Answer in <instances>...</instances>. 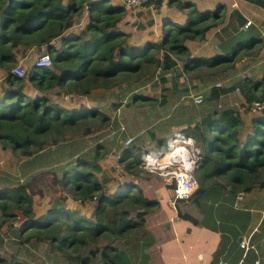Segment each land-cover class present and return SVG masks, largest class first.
I'll return each instance as SVG.
<instances>
[{
	"label": "trees",
	"instance_id": "16d2710c",
	"mask_svg": "<svg viewBox=\"0 0 264 264\" xmlns=\"http://www.w3.org/2000/svg\"><path fill=\"white\" fill-rule=\"evenodd\" d=\"M187 6L186 24H170L164 28L162 41L136 46L130 43L131 34L118 28L125 7L109 0H0V68L6 82L0 94V143L18 163L50 143L110 128L108 113L98 108H72L60 101L67 94L86 97L98 89L140 82L160 68L174 67L178 63L175 56L186 61L187 71L215 74L233 67L243 54H254L248 47L244 51L239 47L228 56L193 63L187 42L205 40L207 29L221 20L209 10ZM187 6L181 4L183 9ZM86 15L88 22L79 31L71 30ZM28 50L29 55L34 50L35 56L48 53L52 65L37 66V56L24 76L17 75L14 69ZM263 83L264 78L257 82L246 78L240 87L252 95V102L264 98L255 97L256 87ZM165 95L137 94L133 104L162 105ZM257 119L254 134L248 138L240 136L242 119L226 118L223 113L189 127L200 147L213 137L197 175L206 182L225 175L237 191L256 184L264 187V116ZM145 151L133 148L124 157L128 169L132 166L131 171L150 177L154 173L140 167ZM106 155L103 145H98L95 158L78 159L60 179L63 189L82 206H89L91 213L57 202L39 215L38 200L27 185L0 187V264H45L47 260L49 264H130L147 237L146 215L156 210V201L145 195L138 176H131L124 189L110 193L106 186L110 177L98 179ZM6 236L12 238L11 250L5 248Z\"/></svg>",
	"mask_w": 264,
	"mask_h": 264
},
{
	"label": "crops",
	"instance_id": "0c3cea01",
	"mask_svg": "<svg viewBox=\"0 0 264 264\" xmlns=\"http://www.w3.org/2000/svg\"><path fill=\"white\" fill-rule=\"evenodd\" d=\"M109 2L125 7L126 15L118 23V28L131 34L130 43L133 45L162 41L165 27L187 23V4H191L205 12L209 10L210 15L217 14L216 17L221 20L219 24L207 29L205 40L187 42L193 63L228 56L239 47L242 51L248 47L254 54H243L233 67L215 74L200 73L194 69L187 71L186 61L175 56L178 63L174 67L167 70L160 68L140 82L127 81L115 88L98 89L89 96L81 97L78 104L80 107H77L80 110L103 108L111 115V138L103 141L98 131L91 137L81 136L65 141L68 144L62 154L57 150L59 156L66 154L64 161L60 163L57 157L54 158L49 162L51 166L40 174L46 175L47 179L50 176L52 182L53 177H56L58 182L63 173L72 168V162L75 164L78 159L95 158L96 148L103 145L102 142L117 154L126 148L124 140L128 138L132 139V146L138 150L154 147L165 149L164 144L167 146L172 134H190L187 130L189 127L199 125L204 118L214 114L220 116L223 113L226 118L239 116L243 121L240 136L248 138L254 134L253 128L258 125L259 114L248 108L252 95L248 96L241 89L240 82L246 78L254 82L264 78V0H157L138 8L128 7L124 0ZM181 4L187 7L183 9ZM249 20L252 22L247 25ZM19 65L24 66L21 61ZM24 67L27 69L28 66ZM5 83V73L0 68V89ZM255 91V97L264 96V83L258 85ZM164 93L165 102L162 105L142 106L140 109L134 104L125 105L137 94L161 98ZM119 102L122 104L116 108L114 105ZM135 115L140 116L143 122L146 121L145 129L135 125ZM207 129L210 130V127ZM212 138L209 137L207 150L202 149V158L212 147ZM55 149L57 147L54 145L50 151ZM44 154L42 151L36 153L39 156ZM37 158L34 155L30 160L32 162ZM103 163L101 161L103 168H106ZM110 172L103 171L98 176L99 180L104 176L111 178L108 187L114 183V177L117 176L118 180L121 178L112 170ZM197 176L199 187L196 192L189 200H178L175 206L169 203L170 199H174L173 182L169 183L155 175L141 178L140 184L145 195L156 201L157 207L146 215L145 226L149 232L142 248L131 256L130 264H264V230L261 231L264 223V187L256 184L249 189L237 191L225 175L216 176L218 181L211 182ZM126 178L123 182L120 180L116 190L127 187L132 179ZM22 183L28 185L26 181ZM240 193L243 197L241 200ZM61 196L62 192L55 196L54 202L61 200ZM67 197L70 198L67 195L65 199ZM195 230L205 233L201 235L202 238L207 236L199 245ZM244 238L249 241L248 248L241 244Z\"/></svg>",
	"mask_w": 264,
	"mask_h": 264
},
{
	"label": "rangeland",
	"instance_id": "374dc122",
	"mask_svg": "<svg viewBox=\"0 0 264 264\" xmlns=\"http://www.w3.org/2000/svg\"><path fill=\"white\" fill-rule=\"evenodd\" d=\"M84 22L85 23L88 22V17L83 18L80 21L79 26L76 28H73L71 30L79 31L85 25ZM68 32H70V30ZM59 45H60V43L57 44V46H59ZM33 53H34V50L30 52V55H29V53H27L28 54L27 56H21L20 60L24 64V66L30 65L35 60V58H37V56H39V55L35 56V54H33ZM0 91H2V88L0 89ZM153 97L159 98L156 95ZM80 100H81L80 96H76V97L65 96L63 99H60V101H62L63 103H66L68 105L71 104L72 108L73 107H80L79 106ZM132 104H133V99H130L129 102H127L125 105L131 106ZM84 105L85 104H82V106H84ZM134 106L139 108V109L142 107V106H136V105H134ZM147 106H151V105H147ZM99 110H102V111L108 113L106 111V109H103V108L100 109L99 108ZM134 120H135V125H138L139 128L145 129L147 127L145 124L146 121L143 122V120L140 119V116L135 115ZM111 131H112V126H110V128L103 129V130L99 131V132H101L99 134L102 136L103 141H105L106 138H111L110 137ZM148 131H150L149 128H148ZM104 132H105V134H104ZM89 136L91 137V135H89ZM65 141H68V140H65ZM65 141H62L59 143H50L45 148H43L41 150L42 152L45 153L44 155H40V156L36 155V153L39 152V151H37L34 154L35 157H38L35 161L31 162V160L34 158V155H33L31 158L23 159V160H29V161L23 162V160H22L21 163L20 162L17 163V161H16V159H14V156L11 153V151L5 149L3 147V145L0 143V187H2V186H15L16 184H20L21 181H26L28 183L27 187H28L29 192H31L32 195L35 196L38 200L36 210L38 211L39 215H43L53 204H55L57 202L64 204L67 208L73 209L75 207H79L83 212L91 213L92 209L89 206H82V203L75 201L73 199L72 195L68 194L63 189V186L60 183L61 178H59V180L57 182L56 177H53V182H52V180H50V176H48V179H47L46 175L40 174L46 168L51 166V163H49V162L54 160V158L57 157V160L60 161V163H62L61 161H64V157L66 156V154L59 156V154H57V150H59V153L62 154V150L66 149L67 144H68V142H65ZM99 141L100 140H98V142ZM124 142L126 143V139L124 140ZM195 143L197 146H199L196 139H195ZM102 144H103V147L106 149V152H107L106 159L104 158L102 160L104 162L103 165L106 166V168H104V171L111 174L110 170H112L114 174L121 177V178L120 177L119 178L122 182L125 180V176H127V178H126L127 180L132 179L131 174H129L128 170H125L124 167L120 165L119 154H117V152L110 151L109 149L111 147L107 146L104 142H102ZM132 144H133V142H132ZM54 145L57 147V149H55L54 151H50L54 148ZM165 147L167 148L166 143L164 144L163 148H165ZM201 147L204 150H207L208 142L205 143ZM132 148L137 149L135 146H133ZM161 150H164V149H161ZM52 155H55V156L52 157ZM75 160L76 159H74V161ZM26 162H29V163H26ZM18 164L20 166V169H18ZM74 165H75L74 162H72L71 167L73 168ZM61 166L63 168L64 164H62ZM153 175L158 176L161 179H165L164 176L159 172H155ZM98 176H101L100 173ZM138 177L144 178V177H141L140 175H138ZM116 178H118V177L116 176V177H114V180H112V182L114 181V183H111V186L108 187L106 185L109 189V192L113 191L114 189L116 190L118 188V185L120 184V180H118ZM1 181L3 183H1ZM110 181H111V178H110ZM173 186H174V184L172 185V187ZM111 187H112V189L110 190ZM60 192H62L61 197H63V198H61V200H59V201L54 202L55 196L56 195L58 196V194ZM65 195L66 196L69 195L70 198L67 197V199H65V197H66ZM172 197L175 198L174 191L172 192ZM65 201H67V202H65ZM92 216H93V214H92ZM18 223L19 222H16V224H18ZM263 230H264V223L261 226V231H263ZM201 235H205V233H203V231L199 232V231L195 230V236H196L198 245L201 244V242L207 237V236H205L204 238H202ZM11 241H12V238L10 236H6L4 238V244H5V248H7V250H11V244H10ZM30 258H31V260H34L35 256L32 255V257H30ZM28 259H29V257H28ZM45 264H49L48 260Z\"/></svg>",
	"mask_w": 264,
	"mask_h": 264
},
{
	"label": "built area",
	"instance_id": "2783aa9c",
	"mask_svg": "<svg viewBox=\"0 0 264 264\" xmlns=\"http://www.w3.org/2000/svg\"><path fill=\"white\" fill-rule=\"evenodd\" d=\"M151 1H157V0H124L125 4L130 8H138L143 6L147 2ZM251 20L247 22V25L251 24ZM37 66H50L52 65V59L48 53H44L41 56L37 58L36 61ZM14 72L19 76H24L26 73V69L22 65H18ZM66 96L71 97V94H67ZM248 108L260 116H264V98L255 99L252 102H249L247 104ZM132 139L128 138L126 139L125 146L126 148L122 151V153L119 154V160L120 165L124 167L125 170H128L129 174L131 176H138V171L134 170L131 171V168L128 169L126 167V161L124 155H128L127 150L133 149L132 147ZM178 143H183L185 146L184 149H182V155L179 156V158L170 164H179L180 168L177 172L172 171H164L162 172V175L167 180L168 178H171L174 183V199H170L169 203L172 206H175V204L178 202V200H189L192 195L196 192V190L199 187V181L197 176V168L199 167V163L202 158L203 151L201 147L197 146L195 143V139L190 134H186L184 132H175L172 134L167 142V148L163 151L170 150L172 147H174ZM124 157V158H123ZM127 164L133 163L129 162ZM134 166V165H133ZM242 193H240L239 199L241 200ZM241 244L243 247L248 248L249 241L248 239H243L241 241Z\"/></svg>",
	"mask_w": 264,
	"mask_h": 264
},
{
	"label": "bare ground",
	"instance_id": "6f19581e",
	"mask_svg": "<svg viewBox=\"0 0 264 264\" xmlns=\"http://www.w3.org/2000/svg\"><path fill=\"white\" fill-rule=\"evenodd\" d=\"M185 146L183 143H178L170 150L163 151L161 149H149L142 154L140 167L145 172L162 174L164 171L177 172L180 168L179 164H170L175 162L180 155H182V149Z\"/></svg>",
	"mask_w": 264,
	"mask_h": 264
},
{
	"label": "water",
	"instance_id": "95a60500",
	"mask_svg": "<svg viewBox=\"0 0 264 264\" xmlns=\"http://www.w3.org/2000/svg\"><path fill=\"white\" fill-rule=\"evenodd\" d=\"M167 181H168L169 183H172L173 180H172L171 178H168ZM240 239H242V236H240Z\"/></svg>",
	"mask_w": 264,
	"mask_h": 264
},
{
	"label": "clouds",
	"instance_id": "9594fccd",
	"mask_svg": "<svg viewBox=\"0 0 264 264\" xmlns=\"http://www.w3.org/2000/svg\"><path fill=\"white\" fill-rule=\"evenodd\" d=\"M203 155V154H202Z\"/></svg>",
	"mask_w": 264,
	"mask_h": 264
}]
</instances>
